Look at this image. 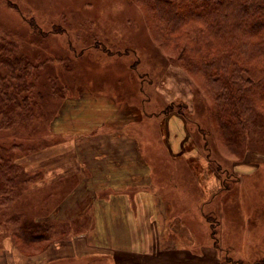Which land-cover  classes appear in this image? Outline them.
<instances>
[{"label":"rangeland","instance_id":"rangeland-1","mask_svg":"<svg viewBox=\"0 0 264 264\" xmlns=\"http://www.w3.org/2000/svg\"><path fill=\"white\" fill-rule=\"evenodd\" d=\"M197 27L188 24L173 33L143 0H0V38L14 43L32 69L25 108H17L10 123L0 116L1 152L23 168L12 189L0 194V264H34L32 256L48 262L54 245L62 253L65 240L87 227L88 216L80 223L64 211L77 179L64 178L63 159L79 153L68 148L64 154L65 139L52 133L65 101L87 94L118 102L124 97L127 105L120 106L141 115L134 129L151 159L153 178L175 207L183 202L184 213L176 214L199 244L211 242L210 227L218 238L216 194L221 193L219 200L228 193L239 197L244 207L249 198L255 206L264 203L254 200L264 198V99L251 98L248 114L241 115L243 126L235 124V139L223 133L219 117L226 89L197 65L200 57L190 52L191 42L178 43L183 33L192 38ZM217 41L203 47L208 59L227 50ZM244 64L258 68L262 62ZM165 125L171 132L164 146L160 128ZM81 146L86 156L87 147ZM32 222L46 223L48 238L21 243L14 236L17 227ZM261 259L262 254L238 261Z\"/></svg>","mask_w":264,"mask_h":264},{"label":"crops","instance_id":"crops-1","mask_svg":"<svg viewBox=\"0 0 264 264\" xmlns=\"http://www.w3.org/2000/svg\"><path fill=\"white\" fill-rule=\"evenodd\" d=\"M123 99L87 94L65 101L62 116L52 126V133L65 139L64 154L68 148L79 153L63 159L64 178L77 179L64 211L71 213L72 221L88 219L84 230L65 240L63 252H57L54 245L53 257L49 254L50 261L43 264L74 259L86 260L84 264H227L225 259L231 256L244 262L264 255V203L255 206L249 198L244 207L237 203L239 197L232 199L229 193L220 200L218 193L213 200L221 216L218 246L212 238L198 243L186 229L183 216L176 214L184 213L183 202L175 207L153 178L151 159L134 129L141 115L136 109L121 107L127 105ZM167 127L160 128L164 146L171 132ZM82 144L87 147L86 156L79 151ZM147 146L153 144L148 141ZM255 197V202L264 201ZM231 203L237 208L230 207ZM34 257L33 263L40 264V259L35 261L39 256Z\"/></svg>","mask_w":264,"mask_h":264},{"label":"trees","instance_id":"trees-1","mask_svg":"<svg viewBox=\"0 0 264 264\" xmlns=\"http://www.w3.org/2000/svg\"><path fill=\"white\" fill-rule=\"evenodd\" d=\"M143 1L156 11L157 17L173 33L174 30H184L183 27L188 24H199L200 27L193 28L192 38L183 33L178 43L191 42L190 52L200 57L197 58V65L200 64L207 70L208 76L216 78L223 89H226L221 96L223 103L219 124L227 137L235 139V124L243 126L241 115L248 114L251 98L260 96L264 99V0ZM28 24L33 29L37 28L31 20ZM216 39L218 48L222 49L227 45V50L223 52L218 49L215 55L208 59L209 53L202 54L203 47L213 45ZM258 58L262 62L260 67L245 66L244 63L253 64ZM30 66L29 61L18 54L14 43L0 38V116L8 123L11 122L10 115L17 108H25L26 102L29 101L23 94L30 87ZM2 149L0 145V194L6 189H12L17 177L23 172L18 163L8 154L1 152ZM47 227L46 223H24L17 227L14 236L21 243L39 242L48 238ZM209 229L214 245L218 246L216 229ZM225 262L243 264L233 261L230 257H227ZM254 264H264V259Z\"/></svg>","mask_w":264,"mask_h":264}]
</instances>
